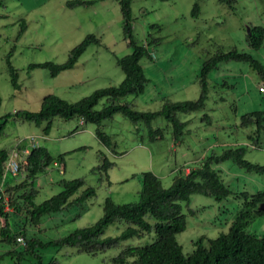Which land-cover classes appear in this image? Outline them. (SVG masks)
<instances>
[{
  "label": "rangeland",
  "instance_id": "obj_1",
  "mask_svg": "<svg viewBox=\"0 0 264 264\" xmlns=\"http://www.w3.org/2000/svg\"><path fill=\"white\" fill-rule=\"evenodd\" d=\"M0 1V117L17 110L38 111L42 99L50 94L71 103L78 102L98 89L119 86L124 80L125 74L116 59L131 54L132 48L125 38V21L118 0ZM76 1L91 4L68 5ZM196 4L200 12L194 17ZM131 9L137 42L145 41L149 33L151 38H162L161 44L154 47L157 59L152 61L147 57L141 61L150 79L145 93L124 100L133 103L139 111H159L168 100H197L201 93L198 76L204 61L219 49L251 51L244 42L249 24L264 25V0H234L233 6L219 0H132ZM90 35L100 42L90 45L72 70L58 76H52L47 69L29 70L34 64L65 63L71 50ZM251 52L264 64V47ZM8 60L19 70L20 90L11 84ZM209 82L206 110L178 115L179 120L188 122L182 144L174 142L173 126L162 118L152 123V129L164 130V137L156 141L150 140L149 129L144 124L135 125L122 114L107 120L101 130L112 138L118 155L107 150L96 137V125H81L80 119L57 118L49 136L44 135L43 127L11 119L0 137V149H10L19 139L25 141L34 136L56 158L35 181L40 190L37 203L59 193L62 179L84 178L97 191L85 210L72 208L45 217L38 228L27 227L29 235L35 232L43 242L53 241L96 223L103 216L108 197L119 204L138 201L141 176L147 171L154 172L163 186L169 188L178 169L188 166L190 170L211 154H221L225 148L236 145L247 147L248 161L264 164V142L259 148L251 147L250 128L238 126L242 115L264 111V94L259 92L264 84L256 70L244 62L221 64L211 72ZM105 104L103 100L95 109L101 110ZM101 152L115 163L109 170L111 184L101 181L93 172L101 163ZM63 154L65 161L61 163L59 158ZM220 169L224 182L234 193L254 194L264 190V175L248 173L232 162L221 164ZM6 197L8 209L4 212L12 213L14 208L9 205L7 194ZM183 204L187 229L178 236V241L188 254L202 236L215 238L228 232L239 201L234 196L218 202L212 197L193 195L189 203L195 211L193 215L189 214L186 203ZM126 227L123 223L110 225L103 237L119 236ZM12 229L17 231L18 227ZM248 232L263 235L264 216L258 217ZM155 239L152 235L128 240L118 248L97 255L79 253L71 247L41 249L40 253L43 264L52 259L59 264H110L126 246H144ZM12 248L0 233V264L17 262L8 254ZM32 262L36 260H23V264Z\"/></svg>",
  "mask_w": 264,
  "mask_h": 264
},
{
  "label": "trees",
  "instance_id": "obj_2",
  "mask_svg": "<svg viewBox=\"0 0 264 264\" xmlns=\"http://www.w3.org/2000/svg\"><path fill=\"white\" fill-rule=\"evenodd\" d=\"M118 1L125 21V38L132 48L131 54L116 59L117 66L125 74L120 85L98 89L90 96L74 103L56 95H47L42 99L38 111L17 110L0 117V137L11 119L18 123H32L43 127L44 135L49 136L53 122L57 118L64 120L77 118L83 120L84 125H96V137L107 150L118 155L117 146L112 138L101 130V127L115 115L122 114L135 125L144 124L149 129V138L152 141L164 137V130L152 129V123L158 118L165 119L173 126L174 142L182 144L188 122L179 120L178 115L206 110L211 88L209 75L221 64L248 63L256 70L261 83L264 84V64L251 52L264 47V25L249 24L244 42L251 51L237 48L228 51L219 49L206 59L198 76L201 93L197 100L179 102L168 100L156 112L136 110L133 103L124 102V100L129 97H139L145 93L150 79L141 61L147 57L152 61L157 59L154 47L161 44L162 38H151L149 33L145 41L137 42L134 38L132 24V0ZM219 1L233 6L234 0ZM89 4L91 3L87 1L68 3L70 7ZM199 12L200 7L196 4L192 15L197 17ZM99 42L100 39L90 35L71 50L65 63L34 64L29 67V70L47 69L52 76H58L64 71L75 68L87 48ZM7 63L11 84L15 90H20L19 70L13 67L10 60ZM259 92L264 94L260 88ZM103 100H106L104 107L96 110L95 108ZM1 102L0 95V104ZM205 117L208 118V115ZM238 126L250 128L248 138L251 147L259 148L264 142L263 110H254L242 115ZM12 148L0 149V182L3 180L4 167ZM246 153L247 147L244 145L225 148L221 154L213 153L192 166L188 173H184L181 169L178 170L169 188L163 186L161 179L154 172H144L141 176L142 189L139 192L138 201L119 204L108 197L103 205V216L96 223L88 227L77 228L67 236L43 242L35 232L29 235L27 227L36 229L45 217L62 213L65 210L72 208L85 210V205L97 195V191L93 186L88 185L84 178L62 179L59 181L62 186L59 193L42 203H37L40 190L35 186V181L56 161L48 148L40 145L34 148L27 157V164L24 167L27 176L20 182L10 179L6 183L5 194L8 195L9 205L14 208V211L4 212L5 202L0 201V223H3L0 228L2 239L13 245L8 254L17 259L15 264H23V260L26 259H35L36 262H32L33 264H43L41 249L61 250L71 247L79 253L97 255L118 248L122 242L132 239L141 240L152 235L156 236L153 242L144 246H126L111 259L110 264H264V234L259 236L248 232L250 225L258 217L264 216V190L254 194L248 191L234 193L224 182L220 169L221 164L232 162L248 173L264 175V164L248 161L245 158ZM100 160L101 163L93 169V172L100 176L101 181L111 184L109 170L114 168L115 163L111 162L104 152L100 153ZM64 161L65 155H60L59 162L64 163ZM193 195L212 197L218 202L234 196L239 204L236 217L228 232L220 233L215 238L202 236L194 242V250L186 254L178 241V236L187 229V214L184 212L183 203H186V207L189 208V214L195 213L189 207ZM116 223H123L127 227L119 236L104 238L106 228ZM13 226H17L18 230L13 231ZM20 237L24 238L26 245L19 242ZM1 259L2 257H0V262ZM48 264L59 263L56 259H52Z\"/></svg>",
  "mask_w": 264,
  "mask_h": 264
},
{
  "label": "built area",
  "instance_id": "obj_3",
  "mask_svg": "<svg viewBox=\"0 0 264 264\" xmlns=\"http://www.w3.org/2000/svg\"><path fill=\"white\" fill-rule=\"evenodd\" d=\"M260 91H264V86H260ZM84 122L81 120V125ZM40 146V142L37 137L30 136L26 138L25 141L19 140L13 146L10 156L4 167V177L0 182V201H4L6 203V183L8 179H12L14 181L23 180L27 174L25 173V165L27 164V157L31 154V151ZM5 209H8V206L5 205ZM19 242L23 245H26V242L23 237L19 238Z\"/></svg>",
  "mask_w": 264,
  "mask_h": 264
},
{
  "label": "crops",
  "instance_id": "obj_4",
  "mask_svg": "<svg viewBox=\"0 0 264 264\" xmlns=\"http://www.w3.org/2000/svg\"><path fill=\"white\" fill-rule=\"evenodd\" d=\"M182 171H184V173H188L190 170L188 169V166L187 167H185V168H180ZM180 169H178V170H180ZM191 169V168H190ZM10 179H8V181H9Z\"/></svg>",
  "mask_w": 264,
  "mask_h": 264
},
{
  "label": "clouds",
  "instance_id": "obj_5",
  "mask_svg": "<svg viewBox=\"0 0 264 264\" xmlns=\"http://www.w3.org/2000/svg\"><path fill=\"white\" fill-rule=\"evenodd\" d=\"M84 125V124H83Z\"/></svg>",
  "mask_w": 264,
  "mask_h": 264
}]
</instances>
